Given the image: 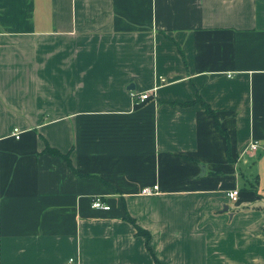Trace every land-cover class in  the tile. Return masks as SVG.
Wrapping results in <instances>:
<instances>
[{"label": "crops", "instance_id": "1", "mask_svg": "<svg viewBox=\"0 0 264 264\" xmlns=\"http://www.w3.org/2000/svg\"><path fill=\"white\" fill-rule=\"evenodd\" d=\"M70 257L264 264V0H0V264Z\"/></svg>", "mask_w": 264, "mask_h": 264}, {"label": "built area", "instance_id": "2", "mask_svg": "<svg viewBox=\"0 0 264 264\" xmlns=\"http://www.w3.org/2000/svg\"><path fill=\"white\" fill-rule=\"evenodd\" d=\"M160 80L162 82H165L166 78L165 77H160ZM160 86H161L160 84L156 83L150 90H147V91H144V92H136L134 90H131L130 94H131V97L133 98V100L136 103L143 102V101L149 99L151 97L152 93H154ZM13 135L16 138H20L21 131L19 130V128L16 127L14 129ZM259 146H260V142L258 140H254V141H252L250 143L248 149L250 151H256L259 148ZM158 190H159L158 185L146 186V187H144L142 189V193H144V194H153V193H157ZM228 196H229V198L232 201H237L238 197H239V189L235 188V189L229 190ZM92 206L95 207V208H101V209H104V210H108V209L111 208V206L108 203H106L102 199V197H100V196H97V197H95L93 199ZM75 263H76V258L75 257H70L66 264H75Z\"/></svg>", "mask_w": 264, "mask_h": 264}, {"label": "trees", "instance_id": "3", "mask_svg": "<svg viewBox=\"0 0 264 264\" xmlns=\"http://www.w3.org/2000/svg\"><path fill=\"white\" fill-rule=\"evenodd\" d=\"M204 104H205V107L207 108V110H210V107L207 105V103L204 102ZM211 110H212V109H211ZM217 127L220 128V124H219L218 121H217ZM65 157H67V155H66ZM137 228H138V233H139V234H143V235H145L147 238L150 237V233H149L148 231H146L145 229H143V228H141V227H137Z\"/></svg>", "mask_w": 264, "mask_h": 264}, {"label": "water", "instance_id": "4", "mask_svg": "<svg viewBox=\"0 0 264 264\" xmlns=\"http://www.w3.org/2000/svg\"><path fill=\"white\" fill-rule=\"evenodd\" d=\"M129 88H131V87H129Z\"/></svg>", "mask_w": 264, "mask_h": 264}]
</instances>
